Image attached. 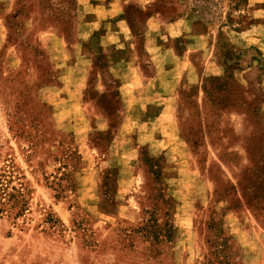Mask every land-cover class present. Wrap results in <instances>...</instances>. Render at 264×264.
Instances as JSON below:
<instances>
[{
	"label": "rangeland",
	"instance_id": "374dc122",
	"mask_svg": "<svg viewBox=\"0 0 264 264\" xmlns=\"http://www.w3.org/2000/svg\"><path fill=\"white\" fill-rule=\"evenodd\" d=\"M86 4L0 0V264H264V0H182L212 69L191 53L145 113Z\"/></svg>",
	"mask_w": 264,
	"mask_h": 264
},
{
	"label": "crops",
	"instance_id": "0c3cea01",
	"mask_svg": "<svg viewBox=\"0 0 264 264\" xmlns=\"http://www.w3.org/2000/svg\"><path fill=\"white\" fill-rule=\"evenodd\" d=\"M86 2L87 4L83 6L86 10L84 26L88 24L89 28L95 29L99 27L98 20L102 22L103 19L109 21L112 18L111 25L106 26L101 44L110 55L109 70L118 81L117 88L124 103L127 99L143 100L144 105L140 109L145 113L147 104L161 99L163 91L176 84L185 69L193 68L190 60V54L193 52L204 51L205 66L207 70L212 69L208 41L214 32L213 25L204 22L200 30H196L195 20L189 10L182 7V0H175L178 9L169 18H166L160 7H157L158 0H125V9L133 3L144 13L143 18H139L141 19L139 33L143 42L142 58H146L144 61L139 60L128 15L125 13V17L120 16L118 6L122 9L121 1L86 0ZM250 34L254 33L250 31ZM182 38L183 48L178 50L174 42ZM142 63L147 65L149 73L143 71L140 65ZM77 70L80 74L84 72L80 65L77 66ZM161 104L158 103L159 106ZM163 112L162 107L160 115Z\"/></svg>",
	"mask_w": 264,
	"mask_h": 264
}]
</instances>
